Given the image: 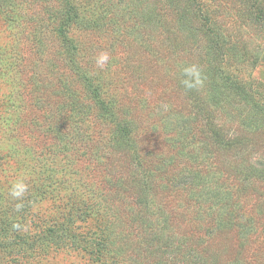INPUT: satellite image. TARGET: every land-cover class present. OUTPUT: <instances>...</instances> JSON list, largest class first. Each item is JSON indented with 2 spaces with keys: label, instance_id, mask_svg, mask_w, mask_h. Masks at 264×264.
I'll return each instance as SVG.
<instances>
[{
  "label": "rangeland",
  "instance_id": "obj_1",
  "mask_svg": "<svg viewBox=\"0 0 264 264\" xmlns=\"http://www.w3.org/2000/svg\"><path fill=\"white\" fill-rule=\"evenodd\" d=\"M238 86L264 102V0H0V264H264Z\"/></svg>",
  "mask_w": 264,
  "mask_h": 264
},
{
  "label": "trees",
  "instance_id": "obj_2",
  "mask_svg": "<svg viewBox=\"0 0 264 264\" xmlns=\"http://www.w3.org/2000/svg\"><path fill=\"white\" fill-rule=\"evenodd\" d=\"M68 9H71V11L69 12V15H70V17L69 18H71V16L73 15V17L75 16L74 14H75V12H74V9H73V7H72V5H71V3L70 2H68ZM73 12V13H72ZM73 17H72V24H73V22L75 23V20L73 21ZM77 20H78V18H77ZM66 33H68V32H66ZM207 34V33H206ZM208 35H211V36H213L214 38H216V39H218V46L219 47H221V48H226V46H228L225 42H224V39H219V37H217V34H215V33H209ZM222 37V36H221ZM223 38V37H222ZM69 42V44H70V46L72 45V46H74V44H71L72 42H70V41H68ZM72 48V47H71ZM185 78V77H184ZM223 79L222 80H224L225 81V87L224 88H227V87H231V86H228V84L230 83L228 80H230V78L228 77V78H224V77H222ZM231 81V80H230ZM216 86L218 87V88H220V87H222V85L221 84H216ZM189 91L192 93V94H196V96H198L199 97V95H198V92H197V87H195V88H192V89H189ZM194 91V92H193ZM217 92H219V91H217ZM244 92H245V94H244ZM101 95V94H100ZM237 95H239V97L241 98V102L242 103H250V104H252L253 105V111H255L256 112V114L253 116L254 118V120H253V123L255 124V123H258V122H256L255 121V119L256 118H261V121L257 124V125H255V127H252V134L254 135V134H257L259 137H264V102H260V101H256V102H254V101H252L251 99H249L247 96H248V94L246 93V90L244 89H242L241 87H239L238 86V94ZM101 98H103L102 96L101 97H99V99H101ZM202 102L203 103V101L199 98V101H196V99H194V98H192L191 99V103H189L190 104V106L192 105V107H195L196 105H197V102L199 103V102ZM204 104V103H203ZM212 106L211 105H208L207 107H206V109H205V106L202 108L203 109V111H204V115L206 116V117H210V115H212L211 113H212ZM213 123H211V125H212ZM246 126V125H245ZM255 131H258L259 133H256ZM224 133H226V132H224V130H219V133H217V137H218V141H217V143L216 144H218L219 145V148L221 149V147H224L225 146V148H230V149H232L231 148V146L232 145H234V146H236V144H237V142H240V141H246V140H249V138H247V137H245V139H243L242 138V135H237V137L236 136H234V138H232L234 141H232V140H229V139H227V136H226V134H224ZM252 137H254V136H252ZM227 139V140H226ZM241 143V142H240ZM231 144V145H230ZM243 144V143H242ZM230 146V147H229ZM249 148H253V147H248V149ZM254 149V148H253ZM254 168H252V169H248V172L247 171H245L246 173H247V176H251L252 177V174L253 173H257V174H260V175H263L264 174V170H253Z\"/></svg>",
  "mask_w": 264,
  "mask_h": 264
},
{
  "label": "clouds",
  "instance_id": "obj_3",
  "mask_svg": "<svg viewBox=\"0 0 264 264\" xmlns=\"http://www.w3.org/2000/svg\"><path fill=\"white\" fill-rule=\"evenodd\" d=\"M109 61V55L106 52H102L97 58H96V64L99 68L103 69L104 66ZM183 74L185 79L182 80V84L187 89H192L197 86L202 85L203 83V77L201 70L195 66L191 65L188 67H185L183 69ZM27 192V185L24 183L23 180H17L12 183L9 194L10 196L15 200H20L24 197L25 193ZM22 207V204H17L16 208L17 210H20ZM14 228H19V225H14Z\"/></svg>",
  "mask_w": 264,
  "mask_h": 264
}]
</instances>
